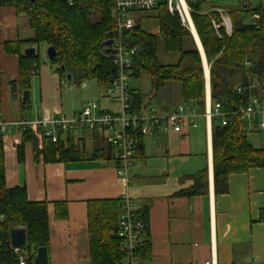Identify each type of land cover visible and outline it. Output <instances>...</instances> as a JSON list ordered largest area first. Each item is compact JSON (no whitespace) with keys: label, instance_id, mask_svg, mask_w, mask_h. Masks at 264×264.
I'll return each instance as SVG.
<instances>
[{"label":"trees","instance_id":"16d2710c","mask_svg":"<svg viewBox=\"0 0 264 264\" xmlns=\"http://www.w3.org/2000/svg\"><path fill=\"white\" fill-rule=\"evenodd\" d=\"M190 10V18L201 44L205 60L209 66V92L211 103L219 104L228 113L226 124L211 122V148L213 190L216 196L228 192V178L241 175L251 169L264 170V146L254 147L243 134V123L234 114L235 109L245 105L252 95L259 94V89L244 90L240 94L237 88H244L250 82L257 81L264 91V10L260 5L250 8L246 0L243 9L242 0H238L236 11L226 10L232 25L230 36L222 34L218 38L212 28L211 20H217L216 12L205 13L207 0H184ZM0 0V9L14 8L27 19L32 37L28 40H16L3 43L7 54L18 57L17 85L21 92L30 89L32 75L39 67L37 52L34 56H24L23 48H37L39 45L52 47L56 58L50 62L55 72L67 81V75L75 87L95 80L100 88L108 85L114 74V67L107 57V49L100 45L114 40L117 32L110 17V0ZM212 9L219 8L211 5ZM258 13L260 18L254 24L234 20V14ZM158 33H148L136 23L134 28L123 33L126 46H137L133 58L132 78L146 74L150 79V96L168 81L182 85V101L193 102L199 112L204 111L205 81L201 56L195 46L191 33L180 21L177 13L168 12L165 0L157 7ZM162 42L166 53L177 55L178 60L172 65H163L157 58L158 43ZM246 63H248L246 65ZM64 68V71L61 70ZM16 83L11 82L12 90ZM136 110L141 109L144 97L130 91ZM25 108L28 103L21 102ZM94 137L96 134H94ZM68 134L59 135L58 142L42 137L30 130L21 133L20 144L16 147L19 163L24 160V146L32 149L34 160L43 163L75 162L83 159L115 161L114 149L103 138L100 144H93L91 153L86 156ZM134 159L143 151L142 137L135 141ZM0 137V264H16L15 255L9 244V232L22 228L26 232V245L29 257L26 264H33V258L40 247L48 253L49 221L46 202H32L27 199L23 186L11 187L5 184L4 156ZM189 179L191 187L180 195L193 197L206 195L208 191L207 169L196 172ZM56 220L67 218V203L55 202ZM122 199L92 200L87 202V232L89 241L90 264H120L123 255L119 251L117 236L118 216ZM138 216L144 223L143 245L139 252L144 259L149 252L148 210L140 206ZM258 221L264 223V209L260 210Z\"/></svg>","mask_w":264,"mask_h":264},{"label":"crops","instance_id":"0c3cea01","mask_svg":"<svg viewBox=\"0 0 264 264\" xmlns=\"http://www.w3.org/2000/svg\"><path fill=\"white\" fill-rule=\"evenodd\" d=\"M211 5L217 4L207 0L205 13L212 9ZM17 14L14 8L0 9V121L12 123L49 118L55 113L66 117L77 114L83 106L77 105L71 95L63 100L65 81L47 65L46 51L43 58L39 46L33 49L42 64L31 77L28 105L21 107L23 92L16 83L18 57L3 49L4 42L32 37L25 15L18 20ZM134 18L146 32L158 33L157 10L134 14ZM193 41L198 50L199 39ZM11 82L16 83L13 90ZM69 89L71 92L70 85ZM130 91L144 97L143 108L153 107L160 114L169 113L183 103L182 85L176 81L164 83L154 96L149 95L150 90L143 93L132 87ZM102 98L105 104L99 102L100 108L116 111L114 104ZM196 125L182 133L161 128L153 137H142L143 151L134 159L127 182L117 176L115 161L83 159L46 164L41 158L34 160L29 145L24 146V160L19 163L16 147L21 133L12 127L4 134L1 148L6 186L9 189L23 186L29 201L47 203L48 264H90L87 202L124 196L147 206L149 252L142 264H204L210 260L213 264H264V223L258 221L259 212L264 209V170L251 169L245 174L229 176L228 192L216 196L212 125H207L202 116L196 118ZM248 132L256 133L250 129ZM76 134L71 137L78 145ZM79 134L86 137L81 146L86 156L96 140L100 144L103 140L97 134L95 137L92 133ZM203 169H207L206 195H180L191 187L189 177ZM55 202L67 203L66 219L56 220L53 216Z\"/></svg>","mask_w":264,"mask_h":264},{"label":"built area","instance_id":"2783aa9c","mask_svg":"<svg viewBox=\"0 0 264 264\" xmlns=\"http://www.w3.org/2000/svg\"><path fill=\"white\" fill-rule=\"evenodd\" d=\"M72 5L71 0H66ZM112 3L110 17L117 37L107 49V57L110 59L114 71L109 83L103 90V96L117 106L116 111H108L100 108L97 102H90L70 117L61 113H55L49 118H37L34 120H19L16 122L0 121V137L8 133L12 127L22 133L30 130L41 139L48 138L52 143L58 142L59 135L64 138L68 134L94 133L105 139V142L113 147L116 174L126 182L129 170L134 162L135 141L137 136L153 137L161 128H170L175 133H182L185 129L197 127L196 118L202 116L210 125L212 120L226 124L228 113L223 111L219 104H212L210 94H205V105L202 114L197 110L193 102H183L166 114H160L153 107L134 108L130 88L129 75L138 47L126 46L122 35L135 26L134 14L157 10L162 0H110ZM264 3V0H260ZM168 12L177 13L181 24L190 28V10L181 0H165ZM185 5V6H184ZM261 7V6H260ZM216 12L217 20H211L212 28L218 38L222 34L230 36L232 25L227 11L223 8H215L209 11ZM264 10V9H263ZM207 11V12H209ZM258 13L250 15V22L255 25L259 20ZM192 24V22H191ZM248 63H246L247 65ZM207 65V63H206ZM208 69V67H207ZM259 89V94L252 95L245 105L233 110L235 116L243 125L242 132L248 130H264V91L257 81L250 82L244 88H237L240 94L244 90ZM140 205L130 198L122 197L121 211L118 216L117 236L119 238V251L123 255L120 264H142L140 248L143 245L144 223L138 216ZM11 247V246H10ZM16 264H26L29 254L25 249L12 248ZM204 264H213L208 261Z\"/></svg>","mask_w":264,"mask_h":264},{"label":"rangeland","instance_id":"374dc122","mask_svg":"<svg viewBox=\"0 0 264 264\" xmlns=\"http://www.w3.org/2000/svg\"><path fill=\"white\" fill-rule=\"evenodd\" d=\"M212 3H216L217 5L225 8L226 10L230 11H236L238 8V0H209ZM248 5L250 8H256L259 5L262 9H264V3L260 0H248ZM24 14L18 13L17 19H22ZM234 20L239 21L241 20L243 23H249L250 22V15L243 13V14H234ZM146 22L142 23L143 26H145ZM160 41L158 44V50H157V58L159 62L163 65H172L175 64L178 60L177 55H171L164 51L163 44ZM45 47L39 45V53L42 55L43 58H45ZM42 61H40L39 66H41ZM48 66L53 68L55 70V67L50 64V62H46ZM208 70L209 66L207 65ZM69 85L71 88V92H69ZM128 85L130 88L134 87L137 90L142 91L143 93L150 90V79L149 77L142 73L140 78H130L128 79ZM63 90V100H67V97L71 95L73 101L77 103V105L84 106L87 103L97 102V103H104L103 101V90L104 88H100L95 80H89L84 82V84L73 87V84L70 81H65L64 86H62ZM116 106V105H114ZM117 110V106H116ZM247 135V140L255 147H262L264 146V130H258L256 133H250ZM75 140L78 142L79 150H81L82 142L86 141V137L82 138V136L78 133L75 135ZM88 143H86V151H88ZM262 145V146H261Z\"/></svg>","mask_w":264,"mask_h":264},{"label":"water","instance_id":"95a60500","mask_svg":"<svg viewBox=\"0 0 264 264\" xmlns=\"http://www.w3.org/2000/svg\"><path fill=\"white\" fill-rule=\"evenodd\" d=\"M31 2H34V0H30V3ZM242 3H243V6H242L243 9H246V0H242ZM193 39H195L194 36H193ZM112 43H113V40L105 41L100 45V48L104 52V50L106 48L110 47ZM198 50H199V54H200L201 60H202L205 89H206V92L209 93V70L207 69V71H206L207 65H206L205 56H204V53H203L201 46H200V48L198 46ZM23 54H24V56H27V57L34 56L35 55V49H33L32 47L26 48L24 50ZM46 58H47L48 62H51L56 58V51L54 50V48H52V47L46 48ZM204 60H205V63H204ZM61 70L64 71V68L61 67ZM67 80H70L69 75H67ZM22 102H24V103L29 102V91H24L22 93ZM9 244L12 248H16V249L24 247L26 245V232H25V230L22 228L11 230L9 232ZM33 264H48V255H47L46 248L40 247L37 249L36 254L33 258Z\"/></svg>","mask_w":264,"mask_h":264},{"label":"bare ground","instance_id":"6f19581e","mask_svg":"<svg viewBox=\"0 0 264 264\" xmlns=\"http://www.w3.org/2000/svg\"><path fill=\"white\" fill-rule=\"evenodd\" d=\"M190 28L189 29H191V31H192V33H193V35H194V37H195V39L197 40V42H198V39H197V36L195 35V31H194V29H193V26H192V24H191V22H190ZM200 42H198V44H199ZM200 47V46H199ZM204 59V58H203ZM204 63H205V60H204ZM206 67V66H205ZM206 71H207V68H206Z\"/></svg>","mask_w":264,"mask_h":264}]
</instances>
